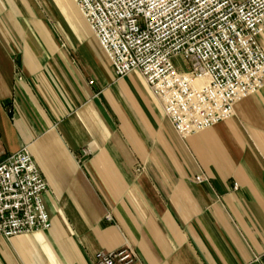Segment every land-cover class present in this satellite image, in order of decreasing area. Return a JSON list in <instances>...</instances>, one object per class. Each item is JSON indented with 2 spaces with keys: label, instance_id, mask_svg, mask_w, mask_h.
<instances>
[{
  "label": "crops",
  "instance_id": "crops-1",
  "mask_svg": "<svg viewBox=\"0 0 264 264\" xmlns=\"http://www.w3.org/2000/svg\"><path fill=\"white\" fill-rule=\"evenodd\" d=\"M23 148L52 225L0 235V264H96L126 246L133 264H264V86L182 137L73 0H0V163Z\"/></svg>",
  "mask_w": 264,
  "mask_h": 264
},
{
  "label": "built area",
  "instance_id": "built-area-1",
  "mask_svg": "<svg viewBox=\"0 0 264 264\" xmlns=\"http://www.w3.org/2000/svg\"><path fill=\"white\" fill-rule=\"evenodd\" d=\"M73 1L115 74L140 70L182 137L231 118L237 101L264 86V0ZM47 191L28 148L0 163V235L49 229ZM136 260L135 249L126 246L98 253L95 262Z\"/></svg>",
  "mask_w": 264,
  "mask_h": 264
},
{
  "label": "rangeland",
  "instance_id": "rangeland-1",
  "mask_svg": "<svg viewBox=\"0 0 264 264\" xmlns=\"http://www.w3.org/2000/svg\"><path fill=\"white\" fill-rule=\"evenodd\" d=\"M176 65L178 68H180L181 70H185L186 67V63L185 61L182 59V57H177L175 59Z\"/></svg>",
  "mask_w": 264,
  "mask_h": 264
},
{
  "label": "bare ground",
  "instance_id": "bare-ground-1",
  "mask_svg": "<svg viewBox=\"0 0 264 264\" xmlns=\"http://www.w3.org/2000/svg\"><path fill=\"white\" fill-rule=\"evenodd\" d=\"M196 85L200 87V86H202V82L198 80V81H196Z\"/></svg>",
  "mask_w": 264,
  "mask_h": 264
}]
</instances>
